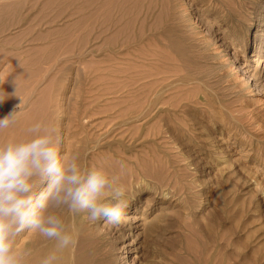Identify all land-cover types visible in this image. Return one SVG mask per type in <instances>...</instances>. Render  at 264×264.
<instances>
[{"label": "rangeland", "instance_id": "rangeland-1", "mask_svg": "<svg viewBox=\"0 0 264 264\" xmlns=\"http://www.w3.org/2000/svg\"><path fill=\"white\" fill-rule=\"evenodd\" d=\"M10 1L0 0V118L14 109L19 116L0 142L41 121L117 116L93 164L118 178L133 206L118 224L84 213L98 230L87 242L94 263L264 264V72L242 74L216 39L225 24H239L234 49L252 71L264 0ZM146 96L169 103L128 124ZM78 128L67 144L63 136L62 156L88 139ZM58 214L73 234V214Z\"/></svg>", "mask_w": 264, "mask_h": 264}, {"label": "clouds", "instance_id": "clouds-1", "mask_svg": "<svg viewBox=\"0 0 264 264\" xmlns=\"http://www.w3.org/2000/svg\"><path fill=\"white\" fill-rule=\"evenodd\" d=\"M18 116L14 109L0 118V132L15 125ZM62 143L57 128L43 121L20 139L0 142V264H25L29 253L15 247L25 231L55 241L57 251L68 248L74 241L58 214L62 210L87 213L93 222L122 220L128 202L118 178L102 167L85 166L77 152L62 156ZM56 259L53 252L40 264Z\"/></svg>", "mask_w": 264, "mask_h": 264}, {"label": "bare ground", "instance_id": "bare-ground-1", "mask_svg": "<svg viewBox=\"0 0 264 264\" xmlns=\"http://www.w3.org/2000/svg\"><path fill=\"white\" fill-rule=\"evenodd\" d=\"M12 1V0H11ZM10 1V2H11ZM14 1V0H13ZM223 1V0H222ZM225 1V0H224ZM223 1V2H224ZM230 1V0H228ZM232 1V0H231ZM234 1V0H233ZM232 1V2H233ZM247 2V1H246ZM246 2L245 0H242V5H246ZM260 4H262L261 2H259ZM218 4V3H217ZM225 4V3H224ZM227 4V3H226ZM231 4V3H229ZM233 4V3H232ZM237 5V4H236ZM221 6V5H220ZM217 7V6H216ZM223 7V6H222ZM226 7V6H225ZM235 8V5L233 6ZM245 7V6H244ZM249 7V6H248ZM221 8V7H219ZM218 8V9H219ZM239 8V7H237ZM242 9V8H241ZM246 9V8H245ZM242 11V10H241ZM240 11V12H241ZM247 12V11H246ZM256 12V11H255ZM248 14V13H247ZM226 17H227V13L226 12H222L218 14V19L216 21H225L226 20ZM261 17V16H260ZM212 23V21H211ZM231 23V22H230ZM241 23V22H240ZM218 26V25H217ZM216 26V27H217ZM210 28V27H209ZM240 28L239 24L237 23H231V24H225V26H223V29L222 31L220 30L219 33V36L216 38L218 39V42H219V45L224 47L225 51L227 50L228 51V48H231L232 49V52H231V55L234 59L237 60V69H240V72L242 74H245L247 77H250L251 79H255V76L260 74L261 72H264V36H261L262 34L259 32V28L257 27L256 28V31L254 33V40H255V44L252 48L253 50V57L251 58V61L253 62H256L255 64V67L252 71H249L250 70V64L245 62L244 60L241 61V60H238V55L236 56V50L234 49L235 46H234V41L232 39H234L235 35L238 33V34H241L239 33L238 29ZM208 30V29H207ZM261 34V35H260ZM224 35H227L226 36V39L224 38ZM264 35V34H263ZM241 37V36H240ZM227 38L229 39L227 41ZM254 43V42H253ZM238 54V53H237ZM259 65L263 66V69L261 68L260 70L257 68ZM136 66V65H135ZM250 67V68H249ZM260 67V66H259ZM249 68V69H248ZM253 68V67H252ZM152 70V69H149V71ZM148 71V70H147ZM138 72L137 71V75L138 76ZM146 73V72H144ZM153 73V72H152ZM158 73V72H157ZM240 73V74H241ZM147 74V73H146ZM152 75V74H151ZM263 75V74H262ZM150 77V75H148ZM147 76V77H148ZM153 76V75H152ZM180 76V75H179ZM146 77V78H147ZM165 77V76H164ZM164 77L162 78V76H160V78H162L163 80ZM169 77V75H168ZM168 77L166 76L165 78L168 80ZM182 77V76H181ZM259 77V76H258ZM183 78V77H182ZM138 79V78H137ZM159 80V79H158ZM158 80L156 79V81L158 82ZM178 80V79H177ZM124 80H122L121 83H123ZM161 81V80H159ZM175 81V80H174ZM151 82H153V79L151 80ZM150 82V83H151ZM164 82V81H162ZM161 82V83H162ZM176 82V81H175ZM181 82V81H180ZM143 83V82H142ZM255 83V81H254ZM125 86L127 83H125ZM123 85H121L120 87H125ZM153 84H155V81L153 82ZM169 85V84H168ZM128 86V85H127ZM130 86V85H129ZM128 86V87H129ZM133 86V85H132ZM138 87V86H137ZM150 87V86H149ZM176 87V86H175ZM175 87H173L175 89ZM152 88V87H151ZM172 88V87H171ZM178 88V87H177ZM120 89V88H119ZM157 89V86L156 88L154 89V91ZM123 90V89H122ZM130 91H132L131 89H129ZM135 90V89H133ZM176 90V89H175ZM121 91V90H120ZM138 91V90H137ZM168 91V90H167ZM171 91V90H169ZM136 92V91H134ZM181 92V91H180ZM179 92V93H180ZM125 93V91H124ZM133 93V92H132ZM165 93V92H164ZM141 94V93H139ZM173 94V93H172ZM178 94V93H177ZM129 96V95H128ZM127 96V97H128ZM136 96V95H135ZM154 96V94H153ZM185 98H186V95H184ZM125 97V96H124ZM127 97H126V100H127ZM134 97V96H133ZM139 97L136 96L134 97L135 99ZM147 97V96H146ZM121 98V97H120ZM132 98V96L130 97ZM157 97H151V98H148L147 97V100L144 98V100H137L135 102L136 106H135V109L137 110V114L136 113H133V114H136L135 116H133L129 121H126L128 122V124H135L137 125L138 122H140V120H143L145 118H149L151 117V113H152V110L156 107L157 104H166V103H169L166 99H156ZM163 98V97H162ZM173 98V97H172ZM181 98V97H180ZM179 98V99H180ZM124 99V98H123ZM134 99V100H135ZM166 99V100H165ZM132 100V99H130ZM195 100V99H194ZM125 101V100H123ZM179 101V100H178ZM197 101V100H196ZM195 101V102H196ZM118 102V101H117ZM157 102V103H156ZM119 103V102H118ZM122 103V102H120ZM156 103V105H155ZM173 104V102H171ZM176 102H174L175 104ZM193 103V102H192ZM198 103V102H197ZM194 104V103H193ZM127 105V104H126ZM128 106V105H127ZM131 106V105H129ZM184 106V105H183ZM186 106V105H185ZM188 106V104H187ZM132 107H133V103H132ZM85 109V108H84ZM83 109V110H84ZM125 109V108H124ZM124 109H122V111H124ZM160 109V108H159ZM135 110V111H136ZM168 110V109H167ZM169 111V110H168ZM9 112V110H5L2 114V118L4 116H6ZM215 113V112H214ZM82 114V113H81ZM132 114V115H133ZM168 114V113H167ZM124 115V114H123ZM120 116V115H119ZM158 116V115H157ZM169 116V115H168ZM174 116V115H173ZM73 117H74V114H73ZM72 117V119H67L64 120L63 122H59L61 123L59 125V122L57 124L56 127L60 126L57 128L58 130V134L60 136H64V143L66 142L67 144V138L71 135V137L76 134L77 131L73 130V129H76L78 127L76 126H80V132L81 133H85V135L88 137V139H81V137L79 139H81V145L79 147H76L74 145H72V143L69 141L68 139V145L71 144L72 148L74 146V148L71 150H67V152L69 154H72L73 152H77L79 153L80 157H81V162L85 165V166H91V165H94L93 164V159H94V155L96 154V152L98 151V149L103 145L105 144L106 142H108L107 139H109L108 137H111V136H114L113 132H115V130L117 129V127L114 126L115 124V120L117 118V116H96L95 113H85V114H82L81 116H75L74 118ZM160 118V117H159ZM177 118V117H176ZM175 118V119H176ZM61 119V118H60ZM158 120V119H157ZM156 120V121H157ZM156 121H151L150 123H154ZM167 121V120H166ZM168 121H170V116H169V119ZM172 121V120H171ZM170 121V123H171ZM182 121V120H181ZM179 121V122H181ZM72 122H74L73 125ZM166 123V122H165ZM173 123V121H172ZM171 123V124H172ZM175 123V122H174ZM125 124V122H124ZM147 124V123H146ZM145 124V125H146ZM156 124V123H154ZM177 124V123H176ZM131 125L128 127V129L131 127ZM150 125V124H149ZM175 125V124H174ZM76 128H75V127ZM126 126V125H125ZM134 126V125H133ZM165 126V125H164ZM124 127V126H123ZM173 127V126H172ZM178 127V126H177ZM73 128V129H72ZM122 128V127H121ZM137 128V126H136ZM136 128H133V129H136ZM149 128V127H148ZM157 128H158V125H157ZM174 128V127H173ZM172 128V129H173ZM127 129V127H126ZM125 129V130H126ZM149 130V129H148ZM174 130V129H173ZM79 131V130H78ZM134 131V130H132ZM131 131V132H132ZM136 131V130H135ZM78 132V134L80 133ZM123 130H121L120 132V136L123 135ZM158 132V130H157ZM134 133V132H133ZM148 133V132H147ZM146 133V134H147ZM165 133V132H164ZM145 134V135H146ZM77 135V134H76ZM116 135V134H115ZM119 135V134H117ZM116 135V136H117ZM144 135V134H143ZM143 135H140V136H143ZM153 135V133H152ZM129 136V135H128ZM70 138V137H69ZM73 138H77V137H73ZM103 140H106V142H104ZM79 141V140H78ZM76 142V141H75ZM110 142V141H109ZM76 144H79V142ZM66 152V154H67ZM65 154V153H64ZM131 177V176H130ZM129 177V178H130ZM127 179V178H126ZM133 179V178H131ZM130 179H128L129 181ZM120 182V181H119ZM134 183V181H131ZM128 184V183H127ZM130 184V182H129ZM123 185V184H122ZM129 186V185H128ZM131 187V186H130ZM128 188V187H127ZM133 189V188H132ZM133 191V190H132ZM136 191V189H135ZM161 193V192H160ZM133 194V193H132ZM164 194V193H163ZM130 196V195H129ZM139 196V195H138ZM137 196V197H138ZM137 203V202H136ZM133 204L130 203V201L128 202V206L126 208V210L130 207H132ZM125 210V211H126ZM61 215V214H59ZM63 217V214L61 215ZM84 213H80V214H77V215H72V217H70V221L69 222H72V226H73V238H77V242L78 244L74 245V247H72V245H70L68 248H65L63 250H59L57 251L56 250V247H55V241H51V240H47L43 237H41L39 234H36V233H31L29 234V237L28 239H23L21 238V235L19 237H17V240H16V244H15V247L16 249L18 250H27V252L29 253L26 257H25V264H40V261L46 257L47 255H49L50 253H53L55 252L56 254V261H55V264H95V259H94V252L96 253V246L93 245L92 246V243H87L89 238L90 237H93L92 235H95L96 232H94L95 229H97V227L95 226L94 228H92L91 226H89L85 220V217H84ZM88 216V215H87ZM87 218V217H86ZM88 220V219H87ZM102 221L99 220L97 221L96 223L98 224V222ZM90 224V223H89ZM101 225V224H100ZM93 226V225H92ZM94 229V230H93ZM100 227H99V231H100ZM214 231V230H213ZM77 232L79 235H77ZM216 233V232H215ZM99 234V233H98ZM214 234V233H213ZM76 235V236H75ZM216 235V234H215ZM215 235H212L213 237ZM213 237L211 239H213ZM216 239V237H215ZM93 241V240H91ZM216 241V240H215ZM90 242V241H89Z\"/></svg>", "mask_w": 264, "mask_h": 264}]
</instances>
